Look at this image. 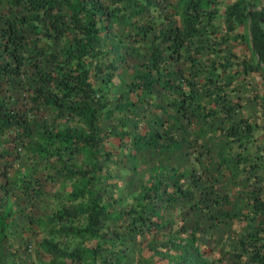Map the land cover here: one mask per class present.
I'll list each match as a JSON object with an SVG mask.
<instances>
[{"label": "trees", "instance_id": "16d2710c", "mask_svg": "<svg viewBox=\"0 0 264 264\" xmlns=\"http://www.w3.org/2000/svg\"><path fill=\"white\" fill-rule=\"evenodd\" d=\"M259 2L260 9L249 10L244 0H234L224 11L226 30L243 27L244 31L234 36L239 34L247 42L248 57L237 59L231 53L230 58H206L203 63L205 44L199 35L204 33L205 18L211 17V0H0V134H7L9 144L21 146L32 158L48 160L51 155L57 160L62 154L73 153H83L87 158L83 168L61 170L76 184L71 182L59 194L58 209L48 216L24 214L26 227L22 231L30 234L38 229L45 234L36 246L42 256L40 264H121V259L113 262L99 255L103 240L99 229L107 217V206L91 189L105 170L102 161L112 159L110 151L101 150L112 136L111 129L104 131L101 125L111 121L116 110L108 107L109 98L100 93L96 83L106 84L115 75L117 64L111 55L120 46L134 52L143 48V59L133 65L128 85L136 99L120 105L117 111L130 107L129 112H135L139 103L146 109H159L140 99L158 84L170 98L167 103L176 115L164 121L154 119L158 126L164 125L161 131L148 127L141 134L124 130L114 133L120 141L127 138L126 148H132L127 158L148 149L160 153L167 146L161 139H170L171 150H179L181 142L175 145L171 136L181 130L185 134L179 118L189 126L194 123L197 129L192 133L198 130V137H208L204 151L210 154L215 150V164L222 170L216 171L217 183L210 184V191L217 197L215 209L206 201L201 206L208 210L213 226L239 219L242 232L233 253L248 256L249 264H264V148L241 155L254 140L256 130L264 135V94L259 116L250 117L239 112L238 93L250 72L259 71L264 76V0ZM153 17L161 21L157 31ZM44 111L52 118L45 120ZM35 118L41 122H35ZM180 141L188 143V138L181 136ZM44 144L51 148L46 149ZM190 145L178 154L186 157ZM237 148L235 154L228 155ZM125 155L121 152L116 160L123 161ZM0 160L7 165L2 151ZM259 168L262 173L257 172ZM171 171L172 176L156 179L146 187L142 199L150 204L149 209L138 202L122 213L128 241L135 234H158L163 229L162 215L157 214L161 207L171 216L185 207L186 198L193 199L191 191L180 185L182 173L174 168ZM1 174L6 179V172ZM189 176L194 186L200 179L206 182L204 188L212 181L209 167L197 173L192 166ZM29 187V179L0 184V264H5L3 250L10 225L7 218L14 217L11 206H4L2 201L14 191L30 199V193L36 192ZM196 228H192L189 241L195 240ZM68 238L78 239L71 248ZM95 238L94 244L83 245L85 240ZM197 251V246L194 252L183 250L185 260L212 264L199 258Z\"/></svg>", "mask_w": 264, "mask_h": 264}, {"label": "rangeland", "instance_id": "374dc122", "mask_svg": "<svg viewBox=\"0 0 264 264\" xmlns=\"http://www.w3.org/2000/svg\"><path fill=\"white\" fill-rule=\"evenodd\" d=\"M211 1L212 3H208L211 17L205 18L204 33L199 35L200 40H203L205 44L202 51L203 63L206 58H219L220 60L230 58L231 53L235 54L237 59L242 55L248 57L247 42L239 37V34L244 31L243 27L239 26L235 31H228L224 27L225 8L234 0ZM244 1L246 9L258 10L262 7L259 0ZM153 18L156 22L154 24L157 25L154 31H157L161 21L158 17L157 19L156 17ZM262 23L264 25V21ZM208 30L210 33L207 32ZM235 33L239 34L235 37ZM213 48H221L222 51L218 52ZM142 52L143 48H140V52H134L128 47L120 46L111 55L115 57L117 64L115 75L106 84L96 83L100 93L109 98L108 107L116 108L111 121H106L101 125L104 131L111 129L112 136L103 143L101 150L110 151L112 159L102 161L105 170L101 175V180L91 186V189L100 196L101 202L107 206V217L103 219L99 229L103 238L100 241L99 255L113 262L116 259H121V264H191L189 260H185L183 250L194 252V247L197 246V256L212 264H249L248 256L238 257L232 251V248L236 246V239L242 232V223L239 222V219L213 226L208 210L201 206L206 201L215 209L214 201L217 197L210 191V184L215 185L217 183L216 171L222 170H219L215 164L217 161L215 150L211 151L210 154L204 151L208 137H198V130L194 134L192 133L193 130L197 129L194 123L189 126L183 118H179L178 122L185 126V134L182 130L171 134L176 141L175 145L181 142L180 149L182 151L191 144L186 157L178 154L180 149L171 150L170 139H161L162 144L167 146L159 150L160 153L148 149L149 151L139 152L132 159H128L127 154L132 148H126L128 145L127 138L120 141L114 135V133L123 130L141 134L148 127L150 130L161 131L164 125L158 126L154 119L164 121L165 118H169V115L176 116L173 111L174 107L167 103L170 98L158 84H153L149 94L140 95V99L141 102H147L159 109H146L139 103L135 106V112H129L130 107L123 109L122 112L117 111L120 105L133 102L136 99L135 92L130 91L128 85L135 69L133 65L143 59ZM121 56L124 57L123 62L120 61ZM183 88L186 90V87ZM238 93L241 96L239 112H242L244 116H257L258 112H261L259 103L260 97L264 94V76L259 71L250 72L241 84ZM143 112L146 114L145 117L142 115ZM166 114L168 115L166 116ZM42 117L48 120L52 118V115L44 111ZM35 122H41V119L35 118ZM58 127H62V125ZM105 133L109 134V132ZM181 136L188 138V143L180 141ZM193 137L196 139L193 140ZM49 146V144H44L46 149H50L51 146L50 148ZM258 148H264V135L261 134L260 130L254 132V140L248 144L247 149L243 150L241 155L247 152L254 154ZM0 151L3 152L7 160L6 166L0 160V184H8L13 180L29 179L31 184L29 188L36 192L30 193L31 198L28 199L30 201L22 198L16 191L12 192L8 199L2 201L4 206H11L10 210L14 215L13 219L7 218L10 225L6 229L7 237H5L3 260L5 264H40L42 256L36 246L38 238L45 234L44 231L38 229L36 232H30V234L22 231V228L26 227L24 214H32L34 217L48 216L58 209L61 204L59 194L71 186V182L76 184L74 178L70 179L69 174H64L61 170H72L74 167L83 168L87 158L83 153L62 154L61 159L57 160L51 155L48 160L32 158V155L24 151L21 146L13 147L12 144H9L7 134H0ZM237 151L238 148L230 150L228 155H233ZM121 152L126 153V155L123 161L118 162L116 158H119ZM192 166L197 169V173L201 168L209 167L212 172V181L207 182V187H203L206 182L202 179L198 181L196 186L192 185L189 176ZM172 168L182 173L183 176L179 180L180 185L191 191L193 199L186 198L188 203H185V207L179 213L171 216H168V212L161 210V207L157 214L162 215L163 229L158 234L154 232H147L144 235L135 234L133 240L128 241L126 234H124L126 221L122 213L130 207H135L138 202L145 203L144 208L149 209L150 204L148 205L146 199H142L146 187L154 183L156 179L165 180L168 176H172L174 174L171 171ZM1 171L6 172V179H3ZM257 172L262 173L263 171L259 168ZM37 177L38 179L34 181L33 179ZM1 200L2 198H0ZM194 200L197 201V204H193ZM2 209L3 207L0 206V212ZM194 215L197 221H194ZM82 223L81 220L80 224ZM195 225L197 226L195 240L189 241V235ZM61 240L64 241L65 239L62 238ZM66 240H70L68 244L71 248L78 239L68 238ZM96 240V238L85 240L83 245L94 244Z\"/></svg>", "mask_w": 264, "mask_h": 264}]
</instances>
